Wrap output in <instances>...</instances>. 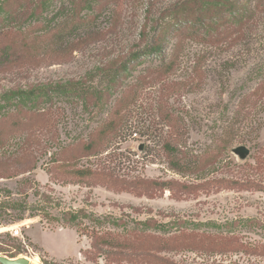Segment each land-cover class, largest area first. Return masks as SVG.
<instances>
[{
  "label": "rangeland",
  "instance_id": "obj_1",
  "mask_svg": "<svg viewBox=\"0 0 264 264\" xmlns=\"http://www.w3.org/2000/svg\"><path fill=\"white\" fill-rule=\"evenodd\" d=\"M176 1L0 0V254L264 264L252 252L264 243V2L242 0L245 34L171 30L147 53ZM37 88L50 94L9 98ZM91 136L101 149L72 156ZM94 229L130 246H94ZM178 229L236 240L226 251L173 249Z\"/></svg>",
  "mask_w": 264,
  "mask_h": 264
},
{
  "label": "trees",
  "instance_id": "obj_2",
  "mask_svg": "<svg viewBox=\"0 0 264 264\" xmlns=\"http://www.w3.org/2000/svg\"><path fill=\"white\" fill-rule=\"evenodd\" d=\"M46 1L47 0H42V3H46ZM119 1L120 0H79V3L81 8H90L95 3H97L98 7H102L103 5L107 6V4L109 3ZM149 2L150 4H152V1ZM262 2H264V0H262L261 3ZM168 11H170L168 17L172 22L170 21L171 23H167V25L165 26L164 24L160 26V28L162 29L161 37L158 40H154L152 43H149L147 45V53H160L162 51L164 43L166 42V39H164V37L169 34L171 30L178 33H183L187 30L192 29V32L195 34H197L199 30H203L209 33V37H212L216 32L217 35L222 33L226 38L228 36H232L233 34H245L246 24L249 20V9L244 7V2L242 0H177L172 5V7L169 8ZM221 25H224V28L222 30L218 29L219 27H221ZM259 68L263 70L256 90L264 92V65ZM49 92L50 91H48V88L17 90L12 91L9 98H17L23 103H27L28 101L34 102L41 95H49ZM84 92L85 91L83 89H77L76 87V93L78 95H83ZM29 109H31V113H36L38 117H45L46 114L50 112L49 108L38 112H36V109L31 106L29 107ZM1 142L2 136L0 133V144ZM101 146L102 145H100V142L93 140L91 136L88 140H81V142H79L78 151L73 153L74 155L72 156L82 157L90 154H95L101 149ZM69 147L70 146L64 148V150H67ZM4 207H6V204L0 205V214ZM163 226L164 224L160 225V227ZM133 230L136 229L133 228ZM177 231L180 232L181 230L178 229ZM93 233L94 237L96 238L93 242L94 246L99 247L100 244H106L107 246L115 245L118 247L130 246L129 239H127V245H120L124 243L120 241V234L118 233H113L112 231H98L96 229L93 230ZM173 240L177 242L175 243L173 249L189 247L193 250L205 249L213 251L221 248L219 250L226 251L228 249L223 247V244L232 242L236 240V238L231 236L224 237L222 235L217 236L211 234H200L193 231L187 234L185 232L175 234L173 236ZM165 241V244L168 243V240ZM165 246V248H172L173 245ZM242 246V244L237 242L234 250H238ZM252 252L253 254L264 256V243L254 244L252 247Z\"/></svg>",
  "mask_w": 264,
  "mask_h": 264
},
{
  "label": "water",
  "instance_id": "obj_3",
  "mask_svg": "<svg viewBox=\"0 0 264 264\" xmlns=\"http://www.w3.org/2000/svg\"><path fill=\"white\" fill-rule=\"evenodd\" d=\"M241 158H245L249 155V149L241 145L234 150ZM0 264H31L27 256L9 257L7 255L0 254Z\"/></svg>",
  "mask_w": 264,
  "mask_h": 264
},
{
  "label": "built area",
  "instance_id": "obj_4",
  "mask_svg": "<svg viewBox=\"0 0 264 264\" xmlns=\"http://www.w3.org/2000/svg\"><path fill=\"white\" fill-rule=\"evenodd\" d=\"M11 232H12L14 235H19V234H20V229H19L17 226H14V227L11 229Z\"/></svg>",
  "mask_w": 264,
  "mask_h": 264
},
{
  "label": "bare ground",
  "instance_id": "obj_5",
  "mask_svg": "<svg viewBox=\"0 0 264 264\" xmlns=\"http://www.w3.org/2000/svg\"><path fill=\"white\" fill-rule=\"evenodd\" d=\"M7 227H4V228H2V229H6ZM28 259L30 260V258L28 257ZM31 261V260H30ZM31 263V262H30Z\"/></svg>",
  "mask_w": 264,
  "mask_h": 264
}]
</instances>
